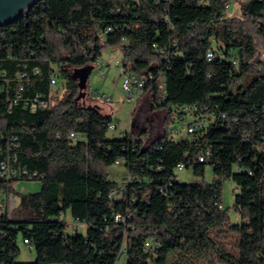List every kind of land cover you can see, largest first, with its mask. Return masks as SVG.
Returning <instances> with one entry per match:
<instances>
[{"label": "trees", "instance_id": "trees-1", "mask_svg": "<svg viewBox=\"0 0 264 264\" xmlns=\"http://www.w3.org/2000/svg\"><path fill=\"white\" fill-rule=\"evenodd\" d=\"M230 1L38 0L0 27V161L9 145L16 157L14 178L0 169V210L9 193L18 195L11 215L0 211V264H114L125 228L117 213L132 226L127 264H264V0H238L234 15ZM114 48L126 71L153 75L143 92L149 110H166L165 122L184 105L215 112V120L209 112L195 140H176L168 129L149 138L147 128L139 138H108L112 114L79 102L78 72ZM54 75L56 86L63 81L58 96ZM38 94L47 104L32 109ZM122 156L140 189L136 201L111 198L118 183L99 168ZM180 162L201 179L161 192ZM19 179H39L41 189L19 193ZM230 180L239 189L234 214L223 201ZM68 211L88 224L86 234L68 231ZM20 239L30 240L35 260H18Z\"/></svg>", "mask_w": 264, "mask_h": 264}, {"label": "rangeland", "instance_id": "rangeland-1", "mask_svg": "<svg viewBox=\"0 0 264 264\" xmlns=\"http://www.w3.org/2000/svg\"><path fill=\"white\" fill-rule=\"evenodd\" d=\"M240 12V3L238 0H231L230 7L228 8V14L234 15ZM222 42L213 40V46L219 48ZM117 61H120V66L117 67ZM125 67L122 65V52L119 48L107 50L103 57L95 64L87 66L86 68H80L78 74L84 79L80 89L79 102L83 105H94L93 99L96 98L103 104L102 107H107V111L112 114L113 122L118 123L115 129H109L108 138H124L132 132L133 138H139L140 129H148V137H157L168 129L169 133L173 128H182L186 121L176 120L174 117L170 118L168 122H165L166 110L162 108H156L155 110H149V96L146 99L144 95L140 100L128 98V93L122 89V78L120 72ZM106 73L103 74L102 72ZM134 72V71H133ZM63 88V81H59L58 85L54 87L53 93L55 96L61 94ZM90 94V97L88 96ZM160 93V92H159ZM148 100V103H147ZM182 135H185L183 132ZM100 170L103 171L110 181L116 183H122L128 176V167L125 163H115L110 166L100 165ZM180 176L184 182H195L201 178L196 176L191 168H186L180 173ZM213 178V169L211 166H207L206 179L211 181ZM42 182L39 179H19L14 183V188L19 193H34L41 189ZM238 186L233 181H227L224 184L223 201L224 207H230L233 211L234 198L238 192ZM16 202H18V195L15 196ZM12 208L9 210L11 215ZM63 218L69 223L68 231L72 232L74 228H78L79 232L86 234L89 226L87 223H74L70 212H66ZM234 220H238V217L233 215ZM19 246L21 253L19 255V261H33L36 258V251L30 249V247L23 242V239L19 240ZM204 264V263H200Z\"/></svg>", "mask_w": 264, "mask_h": 264}, {"label": "built area", "instance_id": "built-area-1", "mask_svg": "<svg viewBox=\"0 0 264 264\" xmlns=\"http://www.w3.org/2000/svg\"><path fill=\"white\" fill-rule=\"evenodd\" d=\"M230 7V3L226 5V8L228 10V8ZM111 30V27H108L106 31ZM103 34V33H102ZM101 35V34H100ZM220 57H226L225 54L223 52L219 53ZM216 56V50L212 49L208 52V60H213L214 57ZM231 61L234 64H238V60L236 58L235 55H232L231 57ZM120 66V61H117V67ZM103 74H105L106 72L103 71ZM22 77H26V74L23 73ZM120 77L122 78V89L124 91H126L128 93V98L129 99H134V96H136L137 94L143 92L146 84L148 83V81L153 77L152 74L150 75H139L133 71H126L125 69L122 70L120 72ZM51 84L52 86H56L57 81H56V77L55 75L52 76L51 78ZM166 81H165V75L162 74L159 78L158 81V89H162V96H158V102H162L165 99L166 96ZM19 89L23 90L24 87L22 85V83L19 84ZM19 97H22V94L19 93L18 95ZM47 103L45 101H40L39 100V94L34 98V102L32 103V109H36L37 105H42L45 106ZM210 111H208L207 109H199L197 106L195 105H184L179 107L178 109L175 110V112L173 113V117L176 120H180V121H186L184 126L182 128H173L171 130V135L176 139V140H182V139H189V140H195V138L198 136V130L200 128H202L203 126H205L207 124V118L209 119V114ZM212 113V120L214 121L215 118L217 117V114L215 112H210ZM118 123L113 122L110 125V129H115L117 127ZM183 132L185 133V135H182ZM70 136L74 139H77L78 137H80V134L76 131H72L70 132ZM13 145H9L7 148V156L5 158H3L0 161V169H1V174L3 176H5L7 179H11L14 178L16 176V170L13 169L12 165H11V161L15 160V155H12L10 152L12 151ZM210 155V149H207L205 151H201L198 154V159L200 161H206L208 160V156ZM116 163H126V158L125 156L119 157L116 160ZM161 165L157 166V169H161ZM187 167V165L184 162H180L177 164L176 168H175V172L177 173V175L175 177H173L168 183H166V185L161 186L160 187V191L168 194V189L170 188V186L173 185V183L178 182V183H182L184 182L180 176V173L183 172ZM191 169H193V167H190ZM132 181V178L128 177L125 181H123L122 183H118L117 187L115 189H113V191L111 192V198H115V197H121L123 195L128 196V198L132 201H136L138 194L140 193V189L135 187V186H131L130 182ZM151 197V195H145L144 194V198L145 199H149ZM16 204V199L14 197L13 193H9L6 198L5 201L1 204V210L0 211H4V210H10V208H13ZM128 216L127 215H121L119 213L115 214V220L118 223H122L125 225L124 228V233H123V241L122 244L120 245L119 251H118V255L116 258V261L114 264H127V255H128V250H129V243H130V239L128 238V229L132 228V226L130 224H128L127 222ZM23 242L25 244H27L30 249H33V245L31 244L29 239H23ZM144 248L146 250H149L151 252H155V248H154V244L152 241L147 240L145 242Z\"/></svg>", "mask_w": 264, "mask_h": 264}, {"label": "water", "instance_id": "water-1", "mask_svg": "<svg viewBox=\"0 0 264 264\" xmlns=\"http://www.w3.org/2000/svg\"><path fill=\"white\" fill-rule=\"evenodd\" d=\"M37 1L38 0H0V27L24 15ZM79 76L81 80L84 79L81 75Z\"/></svg>", "mask_w": 264, "mask_h": 264}, {"label": "crops", "instance_id": "crops-1", "mask_svg": "<svg viewBox=\"0 0 264 264\" xmlns=\"http://www.w3.org/2000/svg\"><path fill=\"white\" fill-rule=\"evenodd\" d=\"M144 95H146V99H148V94H147V92H141V93H139V94H137L136 95V98H135V100L137 101V100H140ZM88 96L90 97V94L88 93ZM91 98V97H90ZM93 99V104H94V106H97L100 110H101V112H103L104 114H107V113H109V110H108V112L107 111H105V110H107V107H102L103 106V104L101 103V102H99L96 98H92ZM147 103H148V100H147Z\"/></svg>", "mask_w": 264, "mask_h": 264}]
</instances>
